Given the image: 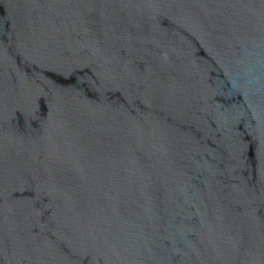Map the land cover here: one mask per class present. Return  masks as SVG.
<instances>
[{
  "label": "water",
  "instance_id": "water-1",
  "mask_svg": "<svg viewBox=\"0 0 264 264\" xmlns=\"http://www.w3.org/2000/svg\"><path fill=\"white\" fill-rule=\"evenodd\" d=\"M0 264H264V0H0Z\"/></svg>",
  "mask_w": 264,
  "mask_h": 264
}]
</instances>
